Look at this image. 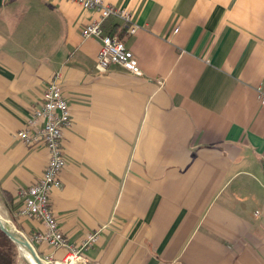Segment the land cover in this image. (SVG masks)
<instances>
[{
    "label": "crops",
    "instance_id": "0c3cea01",
    "mask_svg": "<svg viewBox=\"0 0 264 264\" xmlns=\"http://www.w3.org/2000/svg\"><path fill=\"white\" fill-rule=\"evenodd\" d=\"M106 2L137 24L140 75L95 71L100 40L80 31L96 10L0 0V206L43 260L66 255L17 213L48 151L16 133L58 74L71 120L50 205L71 245L98 230L85 264H264V0Z\"/></svg>",
    "mask_w": 264,
    "mask_h": 264
},
{
    "label": "built area",
    "instance_id": "2783aa9c",
    "mask_svg": "<svg viewBox=\"0 0 264 264\" xmlns=\"http://www.w3.org/2000/svg\"><path fill=\"white\" fill-rule=\"evenodd\" d=\"M70 1L99 13L97 20L84 25L80 31L83 37H96L100 40V49L94 65L95 71L104 73L111 64H117L131 74L140 75L138 61L124 41L125 37L134 34L137 29L131 13L112 6L106 0ZM109 17L118 18L123 23L122 37L103 30L102 23ZM58 79L59 75L55 74L44 84L39 106L32 111L25 128L16 133L26 145L42 144L48 151L47 163L41 175L34 183L19 190L20 204L17 213L25 217H36L44 224L45 229L34 233L31 237L32 241L45 242L51 248L67 249L66 255L62 259L54 260V264L71 262L85 264L81 251L97 241L98 230L88 233L79 247L71 245L61 231L50 205L51 190L61 186L59 174L66 165L62 151L63 130L69 126L71 120L69 104L63 96ZM260 102L264 104V93H260ZM44 261L47 264L51 262Z\"/></svg>",
    "mask_w": 264,
    "mask_h": 264
},
{
    "label": "water",
    "instance_id": "95a60500",
    "mask_svg": "<svg viewBox=\"0 0 264 264\" xmlns=\"http://www.w3.org/2000/svg\"><path fill=\"white\" fill-rule=\"evenodd\" d=\"M0 230L12 240V242L16 245V248L20 246L25 247L29 254L30 258L33 261L34 264H47L36 252L33 245L30 243V241L21 233L19 230L11 225L9 221L2 218L0 216Z\"/></svg>",
    "mask_w": 264,
    "mask_h": 264
},
{
    "label": "trees",
    "instance_id": "16d2710c",
    "mask_svg": "<svg viewBox=\"0 0 264 264\" xmlns=\"http://www.w3.org/2000/svg\"><path fill=\"white\" fill-rule=\"evenodd\" d=\"M16 245L0 230V264H16Z\"/></svg>",
    "mask_w": 264,
    "mask_h": 264
},
{
    "label": "rangeland",
    "instance_id": "374dc122",
    "mask_svg": "<svg viewBox=\"0 0 264 264\" xmlns=\"http://www.w3.org/2000/svg\"><path fill=\"white\" fill-rule=\"evenodd\" d=\"M0 216L4 219H6L7 221H9V223L11 225H13L14 227H16L12 217L10 216V214H8L7 212H5L3 210V208L0 206ZM16 264H28L27 262H25V260H23L20 255H19V252L17 250V255H16ZM48 264H54V262H49Z\"/></svg>",
    "mask_w": 264,
    "mask_h": 264
},
{
    "label": "bare ground",
    "instance_id": "6f19581e",
    "mask_svg": "<svg viewBox=\"0 0 264 264\" xmlns=\"http://www.w3.org/2000/svg\"><path fill=\"white\" fill-rule=\"evenodd\" d=\"M18 252H19L20 257L23 260H25V262H27L28 264H34L30 258V254H29L28 250L25 247L20 246L18 248ZM58 264H77V263L71 262V263H58ZM79 264H81V263H79Z\"/></svg>",
    "mask_w": 264,
    "mask_h": 264
}]
</instances>
